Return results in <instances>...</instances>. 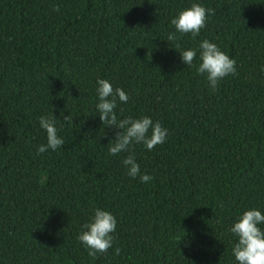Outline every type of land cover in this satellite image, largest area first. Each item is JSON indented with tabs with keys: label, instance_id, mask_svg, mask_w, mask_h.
Here are the masks:
<instances>
[{
	"label": "trees",
	"instance_id": "16d2710c",
	"mask_svg": "<svg viewBox=\"0 0 264 264\" xmlns=\"http://www.w3.org/2000/svg\"><path fill=\"white\" fill-rule=\"evenodd\" d=\"M193 3L214 15L168 41ZM205 39L236 61L216 92L181 60L195 49L198 66ZM98 79L128 94L119 119L168 130L151 151L133 145L147 183L127 175L129 153L109 155L119 129L99 118ZM52 115L65 144L38 154ZM96 208L117 226L93 259L77 236ZM253 208L264 214V0H0V264H238L229 229Z\"/></svg>",
	"mask_w": 264,
	"mask_h": 264
},
{
	"label": "clouds",
	"instance_id": "9594fccd",
	"mask_svg": "<svg viewBox=\"0 0 264 264\" xmlns=\"http://www.w3.org/2000/svg\"><path fill=\"white\" fill-rule=\"evenodd\" d=\"M59 6L54 7V11L59 12ZM209 14L214 15V10L206 9L199 3H193L190 7L180 11L171 20L175 32L168 35V41L178 39L177 33L181 35L191 34L195 39L200 35L201 29L206 26ZM178 48L179 45L177 44ZM181 60L189 67H195L198 74L204 75L209 87L213 92L218 90L220 82L229 75H237L236 61L220 50L217 44L203 40L199 44V64H193L197 57L195 49L183 50L180 52ZM96 94L98 103L96 110L103 126L119 129L115 139L110 141L109 155H119L129 153L122 164L127 170V175L131 178L139 177L140 182L147 183L153 177L142 174L140 165L136 162L132 152L133 145L142 144L147 150H153L157 145L165 143L168 130L159 121L154 122L151 117L143 116L133 118L131 116L119 119L116 108L119 103L127 104L128 94L121 88H113L106 79L97 80ZM121 108L120 112L123 113ZM63 121L71 124L72 117L64 116ZM40 127L46 132V144L38 147L37 153L43 154L48 150L55 151L65 144L64 139L58 136L56 118L41 116L39 118ZM264 225V214L253 208L246 210L240 215L229 231L237 238L233 245L232 255L238 264H264V230L260 227ZM117 226L116 217L109 211L96 208L94 215L88 223L82 225V231L77 236L79 242L83 244L88 255L93 259L99 254L107 253L113 246L115 237L112 235ZM120 248L115 249V255L120 254Z\"/></svg>",
	"mask_w": 264,
	"mask_h": 264
}]
</instances>
